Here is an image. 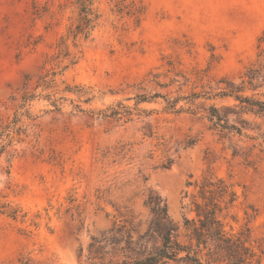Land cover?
Wrapping results in <instances>:
<instances>
[{
  "label": "rangeland",
  "instance_id": "374dc122",
  "mask_svg": "<svg viewBox=\"0 0 264 264\" xmlns=\"http://www.w3.org/2000/svg\"><path fill=\"white\" fill-rule=\"evenodd\" d=\"M92 8L94 26L74 41L77 0H0V264L95 263L93 236L146 229L149 191L188 243L208 203L200 186L218 179L234 194L220 202L224 232L248 236L264 264V116L244 113L242 134L222 136L202 108L221 102L185 98L264 61V0ZM118 102L129 119L99 115Z\"/></svg>",
  "mask_w": 264,
  "mask_h": 264
},
{
  "label": "trees",
  "instance_id": "16d2710c",
  "mask_svg": "<svg viewBox=\"0 0 264 264\" xmlns=\"http://www.w3.org/2000/svg\"><path fill=\"white\" fill-rule=\"evenodd\" d=\"M120 3V2H119ZM78 17L72 24L69 36L73 40L86 38L94 26L97 13L92 8V0H77ZM250 92L251 94H247ZM264 61L259 59L249 64L238 83L227 78H220L215 88L192 92L185 98L191 103L202 99L219 100L221 104L212 102L206 108V118L210 128L224 135L242 134L241 116L254 113L264 116ZM232 99V105L223 101ZM25 95L23 101H27ZM142 101V100H140ZM175 108V103L169 106ZM177 111V110H176ZM99 115L103 118L129 119L130 109L121 102L102 109ZM230 116H235L230 120ZM0 153L3 147L0 145ZM166 167V166H164ZM200 197L208 203L196 208L198 225L193 222L188 243H180L174 235V226L166 213L164 200L155 192L149 191L144 199L151 218L146 229L137 233L134 239L131 231L121 227H111L98 236H93L89 243V258H96L97 264H167L168 261H182L183 264H261L255 249L249 244L248 236L228 235L224 232L218 219L221 210L220 202L226 198L227 204L234 200V194L228 191L221 179L207 181L200 186ZM190 220L185 219V224ZM156 235L160 239L157 247H148L147 243ZM92 263V264H95Z\"/></svg>",
  "mask_w": 264,
  "mask_h": 264
}]
</instances>
